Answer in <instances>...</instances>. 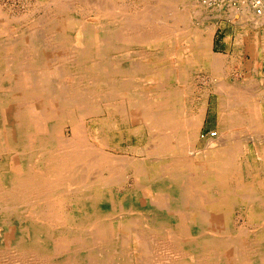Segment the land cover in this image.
I'll list each match as a JSON object with an SVG mask.
<instances>
[{"label":"rangeland","instance_id":"1","mask_svg":"<svg viewBox=\"0 0 264 264\" xmlns=\"http://www.w3.org/2000/svg\"><path fill=\"white\" fill-rule=\"evenodd\" d=\"M62 1H64L63 6H65V8L60 10V7L58 6L60 1L58 2V0H0V9H1L0 10V14H1L0 15V57L1 56H2L1 58L4 57L5 55L4 51H6V48H8V50L17 48L16 50L19 51V50L30 47L27 41L29 38L33 39V37H35L37 41L39 39L42 45H47L51 50H54L56 53V54L50 55L47 58L49 60L46 59L45 61H43L42 65L59 67V65H62V62L58 60L59 57L61 56L66 57L67 55L69 56L68 53H69L70 47L73 45V43H75L77 37L81 35L80 33L82 31L81 29L91 28L92 31L94 30L93 32L97 36L99 35L101 36V38L104 37L103 39L105 40V44L103 48L101 46L98 47L99 50L100 48H102L108 51V52L105 51L106 53L104 55V59H105L104 66H107L108 67L107 69H109L110 66L111 68L115 67L114 70L112 69L113 71L117 69L116 70L117 71L116 72L117 81L124 80L122 81V84L120 83V86H122V87L119 86L120 92L121 93L124 92L123 94H125L128 98L124 97V95L121 94L120 92H119L120 94L118 93V95L116 93L115 98L117 96L118 97L116 98L117 100L114 98L112 101V97H111L109 99L110 105H107L104 103L101 105L100 109L98 110L96 114H91L86 117L79 116L80 113H78L79 110L77 108L73 109L74 113L75 112L78 113V114L76 113L75 114L73 113V114H74V117L76 115V119H79V122L81 123V124H78V127L80 129L81 127H83L82 130H84L85 135H86L85 137L86 139L85 142L87 145L86 147H88L87 149H89L87 150L88 152L82 155L81 157L82 160L79 161V166H80L79 170L83 169L82 171H86V172L81 171L80 172L81 175L79 173L77 176L75 175V177L73 175L72 176L66 175V178H63V179H66L64 180L66 182H62L60 184V186L62 187H56L59 189H55L51 191L47 190L48 192L45 191L46 189L45 190L41 189L42 191L41 190L39 191L43 193H40V192H38L40 194L33 193V198L37 200L33 201L32 206H30L31 208L29 207L23 213H19L20 205H17L19 202H17L14 208L9 209V211L7 212L8 214L7 213L4 214L5 208L0 206V225L2 226L3 230L8 231V228H10L13 224H19V223L21 224L23 222L27 224V222L29 221L30 223L37 224V226L44 228L47 230V232L49 231V233H51L54 248L52 249L51 252H48L50 253L49 255L48 253L42 254V252L40 251L38 252L36 249H27V250L20 252L17 250L18 248L15 247L14 243H12L9 240V237L8 235H6V233L4 235L0 234V264H19V263L20 264H75V263L76 264H79V263L80 264H178V263L179 264H194V260L198 262V264L200 263L202 264H208V263L209 264H216V263L217 264H229V263L233 264L234 262H235L234 264H245V262L243 261H238L237 259L239 258H235V260H234V257H230V256L218 258L214 252L210 251L209 249L201 245L200 241L196 244L197 240L195 238L190 237L189 235L187 236L185 234H182L180 237L174 238L173 236L174 234L179 233V232L183 233L185 232V230L177 228L176 224H174L176 226L174 225L171 226L172 223L165 222L163 221V219H168L169 217L170 218L176 217L177 215L173 213V211L177 209L182 210L185 213L186 212L191 213L193 211L192 210L193 208L195 210L197 209L192 206L191 208L190 206L182 207V203L184 202V200H182L181 198L179 189L175 186L177 184V182H175L176 181L175 175H171L172 173L169 167H170V164H173V162L175 163L176 161L178 162L181 161L182 163L183 162L185 163L195 162L199 164L200 162L203 163V162L209 161L212 158V156L209 155L208 153L215 152V149L217 150L220 144V143L219 144L215 143L216 139H210V136L220 133V130H219L220 97L225 98L226 104L228 105L231 101L227 100V98L231 100H237L235 98H237L238 95L241 96L242 94V97L243 95L244 97L246 96L248 97L249 100L246 99L247 105H250V107H252V109L250 108L252 112H249L250 114L247 113L249 119L247 120L241 119L240 121L241 122L243 121L242 123L238 121L237 122L238 125L233 123L232 127L230 126L228 128L230 129L228 130V136H229L228 142L230 141V144H231L230 146L239 145L241 143L240 145L242 144L248 145L250 150H252L251 148L255 142L256 143L259 142L260 144L262 143L264 146V94H263L264 92V60H263L264 55H262L263 61L256 62L254 58V52L247 49V47L246 49L243 48V45L242 46L239 45L238 34L240 35L239 32H240V28L242 27H240L239 24L236 22V21H239L238 16L234 17V14H233L235 13L234 12L235 7L237 8L240 5V3L242 2L246 3L247 1L232 0L231 2L228 0H219L218 2L213 3L210 6L209 4L208 5L205 4L206 0H184V1L182 0H170V1L160 0L161 5L158 3L159 0H155L156 2L154 0H62ZM65 2H68V4L66 3L65 5ZM56 3H58V5ZM107 3H108V6H107ZM166 3L167 5H170V6L165 5ZM145 4L147 5V7ZM172 5H176V7H173L170 9ZM155 6L157 8H155ZM164 6L169 7L168 8L169 10L167 8H164ZM214 6L216 7L214 8ZM158 8L160 9V11L158 10ZM211 8H213L214 10L211 11L210 10ZM227 9L229 10V12L230 11L232 12V13L230 12L231 15H229L230 13L228 12ZM120 10L123 12L121 13ZM117 11H120V12H117ZM145 12H147L146 13L147 15L145 14ZM111 13L113 14V16ZM143 13L146 16L143 15ZM148 13L149 14L151 13V15L148 16ZM153 13H156L155 14L156 16L152 15ZM157 13L161 15L158 14L157 16ZM169 13H172L173 15ZM108 16H110V18ZM230 16L231 17L233 16L232 18L233 19L236 18V19L233 20ZM54 17L55 19H58L57 21L65 20V21H69L68 23H71L72 29L70 30L69 34L71 33L72 34L68 38L69 39L68 43L58 44L57 42H55V39L53 37L54 35L53 32H56L57 30L59 31V28L54 26L49 29V27L47 26L48 24L50 25V23H52V21L54 20ZM69 17L71 18L73 17L74 19L73 18L70 19ZM125 18H128L130 20L129 22L131 23H129V25H128V22L124 21ZM151 18L152 19L155 18V20H151ZM141 19H144V21ZM148 19L150 20V22L153 21L151 22V24L153 23L152 25L150 24ZM136 20L138 21L135 22ZM145 20L147 21L145 22ZM179 20L183 22L181 28H179L181 25L180 24L181 22ZM122 21H124L127 26ZM154 21L155 23L156 22L157 23L155 24ZM167 21H168L169 26L164 25L167 23ZM169 21H172V22L174 21V23L171 24V22ZM62 23H66V22H62ZM161 24L164 26L161 27ZM98 25L102 26V28ZM154 25L156 26V28H159V30L161 29L160 31L163 33L165 41L161 40L159 45H149L143 42L141 37H138L137 39V37L135 36L137 33H141L142 31L145 32L146 30L156 31L157 29H155ZM174 26L175 28H173ZM167 27L169 30H167ZM163 28H165L164 29L165 32L162 31ZM249 31L250 33L248 34V36H251V37L256 32L260 33V30H256L253 28H251ZM262 32L264 35L263 29H262ZM129 33L133 35L132 38L127 36V34ZM104 34L107 36H104ZM115 34H119V35L124 34V35L117 37ZM53 40L56 44L52 42ZM109 40L110 41L112 40L113 42L112 41L110 42ZM15 42H17L18 44H16ZM9 43L10 44L12 43V44L10 45ZM109 44L111 45L112 48L110 47ZM81 47L86 48L84 45H81ZM107 47L108 49L109 48L110 49L107 50ZM106 56H107V59H106ZM181 57L182 59H184L183 63H181L182 59H179ZM190 58H192V60H190ZM254 64L258 65L257 75H254L253 73L254 68L252 67H254L253 66ZM142 65L148 68L145 67L146 69L145 70L143 69V72L138 73L137 72L139 71L138 66H142ZM214 66L216 67L215 69H220L221 72L219 73L215 72ZM132 67L135 68V71H134V73L136 74L135 77L137 75L139 77L131 78L128 76L127 77L124 76L129 71V69L130 71H133V69H131ZM122 68H125V69H122ZM158 72L161 73L160 79L159 77L156 76ZM118 73H120V75H118ZM7 77H11V76L7 75ZM109 77L111 76L108 73L107 75L104 76V78H109ZM252 78H255V79H252ZM110 79L112 80V77ZM156 79L158 80L156 81ZM148 80H151V82ZM158 81L160 82L162 81V83ZM218 83L221 84V88L223 90L218 89L220 88ZM138 84L141 86H139ZM117 85L118 84H116V91H117ZM246 85L249 87H247ZM251 86L253 89L251 88ZM240 87H244L243 91L241 90L242 88L240 89ZM227 89H229V91ZM6 90L11 92L12 87L6 86ZM234 90H237L238 92L237 96L235 94L236 91ZM219 91L222 93H219ZM224 91L228 96L224 93ZM170 92H175V93L179 92V94L181 95L179 99L183 103V107H184L183 111L185 110L184 112L182 111L184 120L182 118L181 120L183 122H186V124L189 123V121L192 118H194L195 115L201 113V111L202 113H205L202 124L197 129H195L196 138L194 137L192 139L190 137L192 139L190 140L191 142L190 144L193 145L192 148L190 144H187V147L185 146L186 148L180 149V146L182 145V143H184L183 139H187L189 135L190 129H189V126H184L186 124H184L183 127L175 124L172 128L173 133H171L170 136L168 137L165 135V131L156 130L152 126L153 124L152 121H149V119L148 120L141 119L142 120L141 121L140 119L137 120L133 116L134 113L131 107V99H138L142 97L143 93H145L143 94V97H145L149 101V104H150L149 109L146 106H145V109H147L151 113L153 111V113L157 115L156 113L159 111L165 112L168 109L170 110L169 107L171 104H167V103L163 104L159 100L160 94L162 95V94L170 93ZM228 92L230 93L228 94ZM244 92H246V95L244 94ZM247 92L249 93L247 94ZM111 94L112 92H110V95ZM232 96L234 97L233 99L230 98ZM255 103H256V106H255ZM106 106L107 108H105ZM253 106L255 107V109L253 108ZM245 107L246 106H243L242 108H244L245 110ZM125 109H127V111H125ZM239 109L241 110V107L239 106L235 107V111H238L239 113H241ZM81 119L83 120V122ZM234 125L237 126L238 130L236 127H235L236 129L234 128ZM245 125L246 126L248 125V126L246 127ZM67 126L68 127L66 129L67 131L66 134L70 135V133L72 132H71L70 126L69 125ZM112 126H114L115 128ZM239 127L241 128V130ZM246 128H249L251 131ZM243 130H245L244 133H242ZM256 131L258 134L256 133ZM229 133L232 134L233 136H230ZM159 134H163V135L159 136ZM235 134H237L238 136H236ZM261 134L262 136H260ZM150 135H152V137L154 136L157 139H154V137L153 139H151ZM156 136H158L159 138ZM236 140H239L242 142H239ZM161 145H163V149L164 147L165 148L170 147V145L178 146L179 148H177V150L174 153L171 152L169 154L167 152L169 156L166 153H165L166 156L161 154L162 158L160 157L161 159L160 158L158 159V157L161 156L160 153L162 152ZM209 146L212 147L210 151L209 149L207 150V147ZM148 148H151V149H148ZM155 148L156 150L154 151L153 149ZM190 149H192L193 151ZM180 150H183L186 153ZM149 153H152V154H149ZM88 154L89 156H87ZM151 155L152 156L155 155V156L151 157ZM250 156L253 157L252 160L254 164L256 163V165H258L255 167L257 168L259 167L260 169L264 171V151H263V154L260 156L262 158L258 157L259 155L256 150H252L250 152ZM91 158H94V159H91ZM147 158L149 160H147ZM164 158L166 159L169 158V159L166 160ZM4 159L5 158L3 157V155L0 156V161H3ZM101 159L108 160L109 164L103 163L106 165H100L99 162ZM238 159H241V157H238ZM93 160L95 161L94 163H93ZM140 160L146 161V163H148L147 168L150 171H152L148 181L140 182V179L136 174H134L128 168L126 169V166L131 161L141 162ZM161 160H164V162L168 161L167 164L169 165V167L167 166L168 168H165V171L159 170V168L157 167V165L160 163ZM86 163L87 164L89 163V164L87 165ZM163 168L164 167H162L161 169ZM123 170L128 173H125ZM102 171L105 173V176L107 177L109 175H113L111 173H115L116 175L119 174L118 178L114 177L115 180H117L114 183L115 186L113 185L111 187V190L108 193H88V195L91 196L90 203L87 205L82 203L83 193L80 194L78 193V191L76 192L75 190H73L72 189L73 185L79 181L81 182V181H86L90 179L94 180L95 182V180L98 179V177L103 176L104 173ZM181 171H182L181 179L183 180L182 181L183 185L193 184L201 176V174L197 172H189V170H185V169ZM257 176L264 177V174L257 175ZM3 177H4L3 174L0 173V191L5 192L7 191L6 189H8V191H12L13 193H9V194L1 193L2 194L1 196L8 195L9 197L11 196L16 197L20 193H23V191H20V190L18 192L16 190L17 187H15L16 185L14 186V184H11L8 186L7 183L4 181ZM73 177L76 178L77 180H75L74 183H68L69 181L72 180ZM249 178L250 176L248 175H244V178L239 177V180L235 182V185L239 187L240 184H248L250 180ZM69 187H71V189ZM145 188L147 189V191ZM61 191L64 193H56V192H61ZM236 192H238V189H236V191H234L233 193L235 196L234 202L231 204V206L227 208V211H228L226 212V218L228 219L227 221L217 220V221L208 222V223H197V225L208 226L212 229V231L213 230L218 231L224 227L225 229L221 231L224 232L226 236L225 239L239 243L237 245L239 253H240V254L237 253L238 256L241 255V257H243V255L245 254V257L249 258L253 254L255 256L258 254H261V250L263 247L259 246V238L261 234L264 237V222L257 223L251 220L250 208L247 206L246 203L243 204L241 201H239L240 194H237ZM197 194L199 193H192L191 195H194L195 197V195ZM42 196L44 198H42ZM214 196H215L214 197L215 199L217 198L219 199L220 197H222V195L219 193H214ZM79 197L81 199H79ZM18 198L19 197H17V199ZM187 201L189 204L190 203L189 199H187ZM23 202H26V200ZM49 202H50V205H49ZM162 203L165 206L162 205ZM68 204H71V205H68ZM42 205H43V208L45 207L44 210L42 208ZM36 206L39 208V210L40 209L43 210V212L40 210L39 214H33V213L31 214L33 207H36ZM85 206H88V208L86 209H91V211L85 210L84 209ZM55 208L56 209L61 208L63 211L61 210L58 213ZM199 208L204 209L205 212L208 211L205 208V206H199ZM49 209L51 211H49ZM21 210L23 211V209ZM98 210L100 213L98 212ZM13 211H17V213ZM56 212L59 214V216L55 214ZM20 215L22 216L19 217ZM191 215L194 216L193 214ZM204 216H210V214L207 212V214H204ZM43 218L45 220L47 218V221L45 222ZM55 218H56V222H55ZM61 219H64V220L62 221ZM95 219L96 220L100 219L101 222L100 221L98 222ZM10 223H11V226H9ZM118 225H120L119 229L117 228ZM184 225L186 228L187 224H184ZM162 227H168L171 229L169 230L168 228H162ZM129 228L131 229L128 230ZM203 229L204 228L200 229L198 232L201 233L202 232L201 230ZM136 231H138V233H141V235H143L145 238L143 239V241L141 240V244L142 245L144 244L143 246L138 245L139 244L138 242L140 240L134 237L136 234ZM190 231L196 232L193 230H190ZM89 233L91 235H89ZM186 234H190V233H186ZM100 235H102L103 237ZM131 237L132 238L134 237L133 238L134 240L136 239L135 243H134V240L131 239ZM93 241L95 243H93ZM135 248L137 251H134ZM214 248L216 250L218 247L214 246ZM133 252L136 255H134ZM140 252L142 254H140ZM12 253H13V256L11 255V257H9L10 254ZM19 255H25V256L22 257L23 259H19ZM179 259L181 263L179 262ZM135 260L137 261V263L135 262ZM130 261L131 263H129Z\"/></svg>","mask_w":264,"mask_h":264},{"label":"bare ground","instance_id":"2","mask_svg":"<svg viewBox=\"0 0 264 264\" xmlns=\"http://www.w3.org/2000/svg\"><path fill=\"white\" fill-rule=\"evenodd\" d=\"M182 1H184V0H182ZM218 1L219 0H206L205 4H207V5L209 4V6H210L211 4L216 3ZM228 1H231L232 2V0H228ZM244 1H247L246 2L247 4L246 3H243V2L240 3V5L237 8L235 7V10H234L235 13H233L234 14V17L238 16L239 21H236V22L239 24L240 27H242V28H240V37L241 38L239 39V42L240 41L242 42V40L243 41L246 40V36L250 33L249 30L251 28L256 29V30H260V33L259 32L254 33L253 37L254 36H257V39L255 40V42H254V39H250L251 44H249L248 45V48H247L250 51H253L255 53H258V48H259V46L261 44H263V47L262 48H263V51H264V35H263V32H262V29L264 31V7H263V9L260 10V13L258 11L255 12L254 9H253V7H252L251 2L249 0H244ZM58 2H59V5H58V3H56V4L60 7V10L64 9L65 8V6H63L64 1L58 0ZM66 3L68 4V2H65V5H66ZM158 3L160 4L161 1L159 0ZM167 3L165 5H167ZM169 4H171V3H169ZM155 5H156V3H155ZM107 6H108V3H107ZM167 6H170V5H167ZM216 6H214V8ZM104 7H106V6H104ZM146 7H147V5H146ZM158 7H160V6H158ZM173 7H176V5H172V7H170V9L173 8ZM55 8H56V6H55ZM155 8H157V7L155 6ZM164 8H167L168 9L169 7H165L164 6ZM71 10H73V9H71ZM158 10L160 11L159 8H158ZM210 10L212 11L214 9L211 8ZM120 11H117V12H120ZM100 12H102V11H100ZM122 12L123 11H121V13ZM147 12H145V14ZM161 12H159V13H161ZM228 12H229V10H228ZM237 12H239V13H237ZM113 13H114V11H113ZM159 13H157V16H158ZM231 13L229 15H231ZM145 14L143 13V15H145ZM155 14L156 13H153L152 15L156 16ZM169 14H172V13H169ZM119 15H121V14H119ZM149 15H151V13L150 14L148 13V16ZM159 15H161V14H159ZM112 16H113V14H112ZM121 16H123V15H121ZM108 17L110 18V16H108ZM184 17H186V16H184ZM69 18L72 19L71 17H69ZM131 19H133V18H131ZM234 19H236V18H234ZM57 20L58 19H55V17H54V20L52 21V23H50L51 22L50 21L49 22L50 25L48 24L47 26L49 27V29L51 27H54V26H56L57 28H59V31L57 30L56 32H53V34H54L53 37L55 39V42H57L58 44H60V43L61 44L68 43V41H69L68 38L72 34V33L69 34L70 33V30L72 29V25H71V23H68L69 21H65V20L64 21H57ZM141 20L144 21V19H141ZM151 20H155V18H153V19L151 18ZM124 21L125 22H128V25H129V23H131V22H129L130 20L128 18H125ZM124 21H122V22H124ZM137 21L138 20H136L135 22H137ZM146 21L147 20H145V22ZM62 22H66V23H62ZM82 22H83V20H82ZM145 22H144V24H145ZM149 22H150V20H149ZM151 22H153V21H151ZM151 22H150V24H151ZM169 22H171V24L174 23V21L173 22L172 21H169ZM154 23H155V21H154ZM182 23L183 22L180 23L181 25H180L179 28H181ZM162 24H164V23H162ZM162 24H161V27H163L164 25H166V26L168 25L169 26L168 21H167L166 24H164V25H162ZM125 25H126V23H125ZM98 26H100V25H98ZM100 27L102 28V26H100ZM82 28H83V26H82ZM173 28H175V26ZM155 29H157V30L156 31L146 30L145 32L144 31H142V32L140 31L141 33H137L135 36L137 37V39H138V37H141L142 41L145 42V43H147V44H149V45H159L160 42H161V40H164L165 38H164L163 33L160 31L161 29L159 30V28H156V26H155ZM164 29L165 28H163L162 31H164ZM176 29H177V27H176ZM55 30H56V28H55ZM81 30H80L81 32L78 31V32L81 33V35H79L77 37L75 43H73V45L70 47V50H69V53H68L69 56L68 55H67L68 57L67 56L66 57H64V56L59 57L58 56L59 57L58 60H60L62 62V65H59V67H56V66L55 67L54 66H44V65H42V62L43 61H45L50 55L56 54V53H55L54 50H51L47 45H42L41 42L39 41V39L37 41L35 37H33V39L29 38L28 41H27L30 47H28L26 49L19 50V51L16 50L17 48L16 49H9V50H8V48H6V51H4V54H5L4 57L3 58H1L2 56L0 57V156L3 155V157L5 158L3 161H0V173L3 174V176H4L3 179L7 183L8 186L11 185V184H14V186L16 185L15 187H17L16 190L18 192H19V190L20 191H23V193H20L16 197H13V196L9 197L6 194H4L6 196H1L2 195L1 193H8V194L9 193H13L12 191H8V189H6L7 191H5V192L0 191V206H2V207L5 208L4 209V211H5L4 214L7 213L9 211V209L14 208L16 206L17 202H19L17 205H20V207H19L20 208L19 213H23L24 211H26V209H28L30 206H32L33 201L37 200V199H34L33 198V193H36V194L38 192L43 193V192H41L42 191L41 189H43V190L46 189L45 191H47V190H50L51 191V190L59 189V188H56V187H62V186H60V184L62 182H66V181H64L66 179H63V178H66V175H68V176H72L73 175L75 177V175L77 176L83 170V169L82 170H79V167H80L79 166V161L82 160V158H81L82 155H84V153L88 152L87 150H89V149H87L88 147H86L87 145H86V142H85V140H86L85 139V137H86L85 132H84V130H82L83 127H81V129L78 127V124H81V123L79 122V119H76V115L74 117V114L76 112L74 113L73 109L77 108L79 110L78 113H80L79 116H82V117H86V116L91 115V114H96L98 112V110L100 109V107H101L102 104L105 103L107 105H110L109 99L112 97V101H113V99L115 98L116 93L118 95V93L120 92L119 86H120V83L122 84V81H124V80L117 81V77H116L117 76V73H116L117 72L116 71L117 69H115V71H113L115 67H112L111 68V66H110V68L107 69L108 67L107 66H104V62H105L104 55H105L106 52H108V51H106V49L105 50L102 49L103 46H104V44H105V40L103 39L104 37L101 38V36H99V35L97 36L93 32L94 30L92 31L91 28L90 29L89 28H84V29H81ZM167 30H169L168 27H167ZM175 32H174V34H175ZM107 35L104 34V36H107ZM115 35L117 37H119V36H123L124 34L123 35L115 34ZM29 36H31V35H29ZM127 36L128 37H131V38L133 37V35L130 34V33L127 34ZM40 37H42V36H40ZM52 42H54V40ZM15 43L18 44L17 42H15ZM81 45H84L86 48L81 47ZM100 46L102 48H100V50H99L98 47H100ZM65 47H67V46H65ZM110 47H111V45H110ZM109 49L107 47V50H109ZM188 49H189V47H188ZM263 55H264V53H263ZM106 59H107V56H106ZM179 59H182V57L179 58ZM47 60H49V59H47ZM190 60H192V58H190ZM94 61H95V63H94ZM183 62H184V59L181 60V63H183ZM231 62H232V60H231ZM233 62H234V60H233ZM256 62H258V61H256ZM215 66H217V65H215ZM215 66H214V71L217 72V73L221 72L220 69H215L216 68ZM253 66H254V67H252V68H254V72L253 73H254V75H257L258 74V65H255L254 64ZM145 67H144V65L138 66L139 71H137V72L138 73L139 72L140 73L143 72V69L145 70L146 68H148V67H146V68ZM172 68H173V66H172ZM259 68H260V66H259ZM110 69H111V71H110ZM122 69H125V68H122ZM131 69H133V71H130V69H129L130 72L128 71L126 73V75H124L125 73L123 72L124 73L123 75L125 77L128 76V77L134 78L135 75H136L134 73L135 68L132 67ZM107 73L110 74V76L112 77V80L110 79L111 77L104 78V76L107 75ZM160 74L161 73L158 72V74L156 75L157 77H159V79H160V76H161ZM7 75H10L11 77H7ZM118 75H120V73H118ZM183 76H185V75H183ZM136 77H139V76L137 75ZM169 77H170V75H169ZM119 78H121V77H119ZM252 79H255V78H252ZM157 80L158 79H156V81ZM148 81L151 82V80H148ZM125 82H127V81H125ZM158 82H160V81H158ZM160 83H162V81ZM116 84H118L117 85V91H116ZM247 84H248V82H247ZM249 85H250V83H249ZM6 86H11L12 87V91L11 92L10 91H7L6 90ZM139 86H141V85H139ZM219 86H220V88H218V89H222L221 88V84H219ZM120 87H122V86H120ZM179 87H180V85H179ZM247 87H249V86H247ZM223 88H224V86H223ZM243 88L244 87H240V89L242 91H243ZM251 88H252V86H251ZM229 89H227V90L229 91ZM234 91H236V93L235 92L234 93L237 96V94H238L237 90H234ZM110 92H112L111 95H110ZM230 92H228V94ZM123 93H121V94H123ZM219 93H222V92L219 91ZM224 93H225V91H224ZM248 93L249 92H247V94ZM143 94H145V93H143ZM143 94H142V97H140L138 99H131V107H132V110H133V113H134L133 116L137 120H139V119L140 120L141 119H147L148 120L149 119V121H152V123H153L152 126L156 130H158V131H165V135L168 136V137L170 136L171 133H173L172 132V128H173V126L175 124L178 125V126H182V127H183L184 124H186V122H183L181 120V118L183 119V113H182V111H183L184 107H183L182 101L179 99V97L181 96L179 94V92L178 93L177 92L176 93L175 92H170V93H165V94H162V95L160 94L159 95L160 96L159 97V100L163 104H166L167 103V104H171V105L169 107L170 110L168 109L165 112H160V111L157 112L156 114L158 116L155 115L153 113V111L151 113L150 111H148L147 109H145V106L148 107V109H149L150 104H149V101L145 97H143ZM182 94H183V92H182ZM244 94L246 95V92H244ZM263 94H264V92H263ZM123 95H124V97H127L125 94H123ZM233 96L230 97V98L233 99L234 98ZM239 96L240 95H238L237 98H235L237 100H231V99L227 98V100H230L232 102V103L231 102L230 103L228 102L229 103L228 105L226 104L225 98H223V97L221 98L219 96L220 97V106H219L220 108L219 109H220V119H221V120L219 119V121H220L219 122V130H220V133H217L216 135L210 136V139H216L215 143H217V144L220 143V144L218 146V149L217 150L215 149V152H209L208 153L209 155L212 156L211 159L208 158V159H210L209 161H206V162H203V163L200 162L199 164L198 163H195V162H190L189 163L188 162L189 160L186 161L188 163H185V162L182 163L181 161L180 162L176 161L175 163L173 162V164H170V167H169V165L167 164L168 161L164 162V160H161L160 163L157 165V167L159 168V170H162V171H165V168H168L169 167V169L171 170V173H172L171 175H175V179H176L175 182H177V184L175 186L179 189L180 194H181V198H182V200H184V202L182 203V207H184V206L185 207L186 206H190V208H191V206H192V207L197 208L196 210L193 208L192 209L193 211L190 210V211H192L191 213H189V212H186L185 213L182 210H178V209L177 210H174L173 213H175L177 216L174 217V218H170L168 216L169 218L168 219H163V221L168 222V223H172L171 226H173L174 224H176L177 225V228L182 229V230H185V232H183V233L179 232V233L174 234L173 235L174 238L180 237L182 234H185L187 236L189 235L190 237L195 238L197 240L196 241V244L200 241V244L201 245H203L205 248L209 249L210 251L214 252L215 255L218 258L219 257L230 256V257H234V260H235V258H239L237 260L238 261H243V262H245V264H264V237H263L262 234L260 235V238H259V246L260 247H263L262 250H261V254H258L256 256L253 254V255H251V257L248 258V257H245V254L243 255V257H241V255L238 256L237 253H239V250H238L237 245L239 243H236V242H233L231 240L225 239L226 236H225L224 232L221 231V230H224L225 229L224 227L221 230H218V231H214L213 230L212 231V229L210 227H208V226H199V225H197V223H208V222H214V221H217V220L218 221L219 220L220 221H227L228 220L226 218V212H228L227 211V208L229 206H231V204L234 202V199H235L234 197L235 196H234L233 193H234V191H236V189H238V192H236V193L237 194H240L239 201H241L243 204L246 203L247 206L250 208L251 220L254 221V222H257V223L258 222H260V223H263L264 222V177L257 176V175L264 174V171L262 169H260L259 167L258 168L255 167V166H258V165H256V163L254 164V162L252 160L253 157L250 156V152L252 150H256L258 152V155H259L258 157H260L263 154L264 146H263L262 143L260 144L259 142L258 143L255 142L253 144L252 148H251L252 150H250V148L248 147V145H243V144L240 145L241 143L240 144L238 143L239 145L230 146L231 145L230 144V141L228 142V140H229L228 130H230L228 128L230 126L232 127L233 123H235V124L238 125L237 122L240 121L241 119H244V120L249 119L248 114H250L249 112H252V110H251L252 107H250V105H247V100L246 99H248V97L247 96L244 97V95L242 97V94H241L240 97ZM252 96H253V94H252ZM116 98H118V97L116 96ZM236 106L241 107V110L239 109L241 111V113H239L238 111H235V107ZM243 106H246L245 107V110H244V108H242ZM255 106H256V103H255ZM105 108H107V106ZM253 108L255 109L254 106H253ZM125 111H127V109H125ZM245 111H247V112H245ZM78 113H76V114H78ZM204 114L205 113H202V111H201V113L195 115L194 118H192L189 121V123H187L186 125H184V126H189V129L190 130H189V135H188L187 139H183L184 140V143H182V145L180 146V149L186 148L187 147V144H190L191 143L190 140H192L196 136L195 129H197L202 124L203 118L205 116ZM216 114H217V112H216ZM78 118H80V117H78ZM82 122H83V120H82ZM67 125L70 126V129H71V132H72V133H70V135H67L66 134V132H67L66 129L68 127ZM112 127H114V126H112ZM235 127L237 128V126L234 125V128ZM246 129L250 130L249 128H246ZM237 130H238V128H237ZM240 130H241V128H240ZM244 131L245 130H243L242 133H244ZM190 132H192L193 134L190 133ZM88 133H89V131H88ZM256 133H257V131H256ZM190 134H191V136H190ZM160 135H163V134H159V136ZM235 135L238 136L237 134H235ZM69 136H71V137H69ZM150 136H151V139H153L154 136L153 137H152V135H150ZM230 136H233V135L230 134ZM260 136H262V134ZM156 137H158V136H156ZM154 139H157V138L154 137ZM243 139H242V141H243ZM160 141H159V143H160ZM236 141H239V140H236ZM242 141H239V142H242ZM162 143H163V141H162ZM163 145H161L162 146V152L160 153V155L162 154V155H165V156H166L167 152L169 154L171 152L174 153L177 150V148H179L178 146L170 145V147H168V148H165L164 147V149H163ZM155 146H157V145H155ZM190 146L192 148L193 145L190 144ZM215 147H217V146H215ZM151 148H148V149H151ZM208 149L210 151V149H212V147L209 146V147H207V150ZM153 150L155 151L156 148L153 149ZM153 150H152V152H153ZM190 150H192V149H190ZM180 151L184 152L183 150H180ZM185 151H186V149H185ZM203 151H204V149H203ZM178 152H176V153H178ZM197 152H199V151H197ZM184 153H186V152H184ZM206 153H207V151H206ZM89 154L87 156H89ZM149 154H152V153H149ZM162 155L159 156L158 159L160 157L162 158ZM154 156L151 155V157H154ZM199 156H201V155H199ZM238 157H241V159H238ZM94 158H91V159H94ZM105 158H107V157H105ZM169 158H171V157H169ZM169 158H167V159H169ZM179 158H181V157H179ZM254 158H255V156H254ZM260 158H262V157H260ZM164 159H166V158H164ZM116 160H117V158H116ZM147 160H149V159L147 158ZM146 161H141V162H139V161H131L126 166V169L128 168L129 170H131L134 174H136L139 177L140 182L148 181V179H149V177L151 175V172H152V171H150L147 168L148 163H146ZM94 162L95 161L93 160V163ZM99 163H100V165H106V164H103V163H108L109 164L108 160H105V159H101ZM123 163H125V162H123ZM262 164H260V165H262ZM121 165H123V164H121ZM119 167H120V165H119ZM162 167H164V168L161 169ZM97 168H99V167H97ZM183 169L189 170V172H197V173H200L201 176L193 184L183 185V182H182L183 180L181 179V176H182V174H181L182 171L181 170H183ZM109 170H111V169H109ZM82 172H86V171H82ZM100 173H101V171H100ZM125 173H128V172H125ZM111 174H113V175H109L107 177V176H105V173H104L103 176L98 177V179H96L95 182H94V180H91V179L80 182L79 179H78L79 182L75 183L73 185V187L71 185L70 186L76 192L78 191V193H80V194L83 193V195H82L83 202L82 203H84V204L87 205L91 201V196L88 195V193H108L111 190V187L117 181V180H115V178H118V175H119V174L116 175L115 173H111ZM80 175H81V173H80ZM84 175H86V174H84ZM244 175L250 176L249 183L248 184H240L239 187L237 185H235V182L237 180H239V177L240 178H244ZM252 175H254V176H252ZM152 176H153V174H152ZM165 176H167V175H165ZM74 177L72 178V180L70 179L71 181H69L68 183H74L75 180H77ZM194 178H196V177H194ZM151 179H152V177H151ZM242 180H244V179H242ZM4 185H5V183H4ZM71 187H69V188L71 189ZM39 190H41V191H39ZM116 191H117V189H116ZM146 191H147V189H146ZM40 193H38V194H40ZM56 193H64V192L61 191V192H56ZM192 193H199V194L195 195V197H194V195H191ZM214 193H219V194L222 195V197H220L219 199L218 198L215 199L214 198L215 197L214 196ZM97 195H99V194H97ZM148 196H150V195H148ZM17 197H19V198L17 199ZM80 197H79V199H81ZM96 197H98V196H96ZM100 197H102V196H100ZM123 197H125V196H123ZM42 198H44V197L42 196ZM53 198H51V199H53ZM130 198H132V197H130ZM120 199H121V197H120ZM187 199H189V201H190L189 204H188ZM25 200H26V202H23ZM50 202H49V205H50ZM94 202H95V200H94ZM76 203H78V202H76ZM163 203H162V205L165 204V203L164 204ZM95 204H96V202H95ZM68 205H71V204H68ZM48 206H47V208H48ZM97 206H98V204H97ZM199 206H205V208L208 210L207 212L210 214V216H204V214H207V212H205L204 209H200ZM54 207H56V206H54ZM101 207H103V206H101ZM42 208H43V205H42ZM44 208H43V210H44ZM86 208H88V206H85L84 209L87 210V211H91V209H86ZM98 208H99V206H98ZM21 209H23V211ZM137 209H139V208H137ZM40 210H39V208L37 206L36 207H33V210L31 211V214L32 213L33 214H39L40 213ZM43 210H41V211L43 212ZM56 210L59 213L62 209L61 208H57ZM49 211H51V210L49 209ZM13 212L17 213V211H13ZM57 212L55 214H57L59 216V214ZM98 212H99V210H98ZM94 213H95V211H94ZM85 214H86V212H85ZM191 214H193L194 216H192ZM21 216L22 215H20L19 217H21ZM24 218H26V217H24ZM61 218H63V217H61ZM91 219H93V218H91ZM43 220H45V219L43 218ZM61 220L63 221L64 219H61ZM159 220H161V219H159ZM247 220H249V219H247ZM33 221H35V220H33ZM46 221H47V218H46L45 222ZM53 221H54V219H53ZM96 221L99 222L100 219H98ZM55 222H56V218H55ZM80 222H81V220H80ZM3 223H4V221H3ZM184 224H187L186 228H185V225ZM54 225H55V223H54ZM176 225H174V226H176ZM9 226H11V223L9 224ZM119 226L120 225H118V227H117L118 229H119ZM87 227H88V225H87ZM162 228H168V227H162ZM199 228L200 229L204 228L205 230L204 229L201 230L202 232L200 233V232H198L200 230ZM130 229L131 228H129L128 230H130ZM168 229L170 230L171 228H168ZM226 229H228V228H226ZM174 230H176V229H174ZM190 230H193V231H196V232H191ZM255 231H257V230H255ZM119 232H120V230H119ZM5 233H6V235H8L9 240L12 243H14L15 247L18 248L17 250L20 251V252L21 251H24V250H27V249H36L38 252L40 251V252H42V254L43 253L46 254L48 252H51L52 249L54 248L53 239H52L51 233H49V231L47 232L46 229L37 226V224L30 223L29 221L27 222V224H25L24 222L21 223V224L20 223L19 224H13L10 228H8V231L3 230L2 229V226L0 225V234L1 235H4ZM186 233H190V234H186ZM230 234H228V235H230ZM89 235H91V234L89 233ZM100 236H102V235H100ZM134 237H136V239L138 238V240H140L138 242L139 244L137 242L136 243L138 245H142L141 244V240L143 241V239H145L144 236L141 235V233H138V231H136V234H135ZM105 238H106V236H105ZM133 238L131 237V239H133ZM135 240H134V243H135ZM191 240H193V239H191ZM87 241H89V240H87ZM93 243H95V242L93 241ZM84 245H85V243H84ZM116 246H117V244H116ZM214 246H217L218 248L215 250ZM96 247H94V248H96ZM132 247H134V246H132ZM135 247H136V245H135ZM144 247H146V246H144ZM134 251H137L136 248H135ZM204 253H205V251H204ZM217 253H219V254H217ZM49 254L50 253H48V255ZM140 254H142V253L140 252ZM11 255L13 256V253L10 254L9 257H11ZM88 255H90V254H88ZM134 255H136V254L134 253ZM23 256H25V255H19V259H23L22 258ZM111 257H113V256H111ZM191 258H189V259H191ZM201 259H203V258H201ZM89 261H90V259H89ZM135 262L137 263L136 260H135ZM148 262H150V261H148ZM179 262L181 263L180 259H179ZM129 263H131V261ZM196 263L198 264V262H196L194 260V264H196ZM200 264H202V263H200Z\"/></svg>","mask_w":264,"mask_h":264},{"label":"crops","instance_id":"3","mask_svg":"<svg viewBox=\"0 0 264 264\" xmlns=\"http://www.w3.org/2000/svg\"><path fill=\"white\" fill-rule=\"evenodd\" d=\"M239 33H240V32H239ZM240 38H241V37H240V35L238 34V43H239V45H240V46L243 45V46H244L243 48L246 49V47L248 48V45L251 44L250 39H254V42H255V40L257 39V36H254V37L252 36V37H251V36H248V35H247V36H246V40H244L245 42H244L243 40H242V42H241V41L239 42V39H240ZM262 47H263V44H261V45L259 46V48H258V53H255V52H254V53L256 54V55L254 54L255 61H258V62H259V61H263V60H264V59L262 60V55H263V53H264ZM256 59H257V60H256Z\"/></svg>","mask_w":264,"mask_h":264},{"label":"built area","instance_id":"4","mask_svg":"<svg viewBox=\"0 0 264 264\" xmlns=\"http://www.w3.org/2000/svg\"><path fill=\"white\" fill-rule=\"evenodd\" d=\"M252 4V7L254 11H258L260 13V10L264 7V0H249Z\"/></svg>","mask_w":264,"mask_h":264}]
</instances>
